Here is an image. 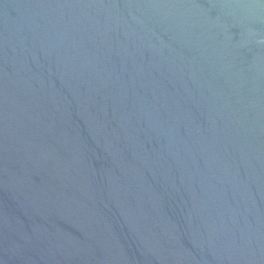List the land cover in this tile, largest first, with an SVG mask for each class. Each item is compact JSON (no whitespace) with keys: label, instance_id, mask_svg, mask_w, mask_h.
<instances>
[{"label":"water","instance_id":"water-1","mask_svg":"<svg viewBox=\"0 0 264 264\" xmlns=\"http://www.w3.org/2000/svg\"><path fill=\"white\" fill-rule=\"evenodd\" d=\"M0 264H264V0H0Z\"/></svg>","mask_w":264,"mask_h":264}]
</instances>
